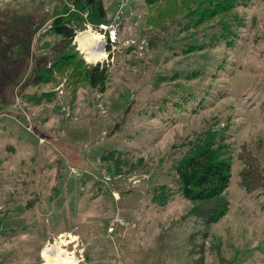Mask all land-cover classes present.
<instances>
[{"label":"rangeland","instance_id":"1","mask_svg":"<svg viewBox=\"0 0 264 264\" xmlns=\"http://www.w3.org/2000/svg\"><path fill=\"white\" fill-rule=\"evenodd\" d=\"M100 1L105 22L68 43L51 24L71 0H0V264H42L56 240L78 264H264V190L241 177L264 170V0L235 7L228 42L218 23L154 25L144 0ZM85 30L104 59L79 50ZM69 57L107 69L102 92L57 73ZM198 144L230 162L209 225L177 181Z\"/></svg>","mask_w":264,"mask_h":264},{"label":"trees","instance_id":"2","mask_svg":"<svg viewBox=\"0 0 264 264\" xmlns=\"http://www.w3.org/2000/svg\"><path fill=\"white\" fill-rule=\"evenodd\" d=\"M73 10L66 7L51 24L54 34L66 41L73 40L75 29L81 28L84 20L90 23L105 22V9L100 0H71ZM148 5L149 24L161 25L178 14H183L187 25L198 28L206 24H221L220 37L230 41L233 30L229 23L235 18V7L243 0H144ZM86 13V17H82ZM227 24V25H226ZM226 25V26H225ZM218 40L219 35L216 36ZM59 75L65 73L77 80L86 82L90 87L102 92L107 69L102 65H84L73 58L62 61L55 67ZM78 76V78H77ZM74 80V83H76ZM78 82V81H77ZM219 146L197 147L187 153L176 167L179 190L184 198L192 202L190 214L201 218L204 225L216 222L227 210L228 200L225 190L230 178V162L223 157ZM252 163L241 172L245 182L251 187L264 190V170ZM257 180H253V179ZM254 184V185H252Z\"/></svg>","mask_w":264,"mask_h":264},{"label":"bare ground","instance_id":"3","mask_svg":"<svg viewBox=\"0 0 264 264\" xmlns=\"http://www.w3.org/2000/svg\"><path fill=\"white\" fill-rule=\"evenodd\" d=\"M101 38L100 34L91 30L79 32L75 36V42H77L79 50L84 53V57L88 61L96 62L106 57V53L102 49ZM64 243L63 240H56L53 244H47L41 250L42 264H78L75 256L62 248Z\"/></svg>","mask_w":264,"mask_h":264},{"label":"built area","instance_id":"4","mask_svg":"<svg viewBox=\"0 0 264 264\" xmlns=\"http://www.w3.org/2000/svg\"><path fill=\"white\" fill-rule=\"evenodd\" d=\"M117 24L116 22H111L109 24L100 25V29H102L105 33H107V37L110 42H114L117 35Z\"/></svg>","mask_w":264,"mask_h":264}]
</instances>
